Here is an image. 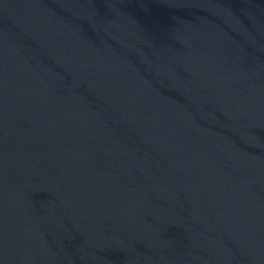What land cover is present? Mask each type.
<instances>
[{"label":"water","instance_id":"water-1","mask_svg":"<svg viewBox=\"0 0 264 264\" xmlns=\"http://www.w3.org/2000/svg\"><path fill=\"white\" fill-rule=\"evenodd\" d=\"M0 264H264V0H0Z\"/></svg>","mask_w":264,"mask_h":264}]
</instances>
